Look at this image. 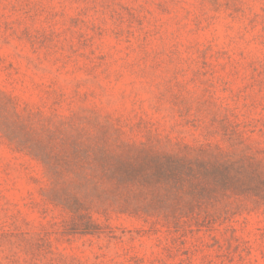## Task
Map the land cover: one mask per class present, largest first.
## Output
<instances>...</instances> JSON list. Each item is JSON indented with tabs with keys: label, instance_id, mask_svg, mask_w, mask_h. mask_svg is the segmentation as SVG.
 <instances>
[{
	"label": "rangeland",
	"instance_id": "374dc122",
	"mask_svg": "<svg viewBox=\"0 0 264 264\" xmlns=\"http://www.w3.org/2000/svg\"><path fill=\"white\" fill-rule=\"evenodd\" d=\"M0 264H264V0H0Z\"/></svg>",
	"mask_w": 264,
	"mask_h": 264
},
{
	"label": "trees",
	"instance_id": "16d2710c",
	"mask_svg": "<svg viewBox=\"0 0 264 264\" xmlns=\"http://www.w3.org/2000/svg\"><path fill=\"white\" fill-rule=\"evenodd\" d=\"M87 225H88V224H86L85 228H86V229H89V226H87Z\"/></svg>",
	"mask_w": 264,
	"mask_h": 264
}]
</instances>
